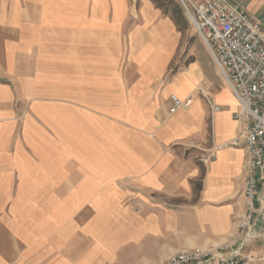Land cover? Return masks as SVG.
<instances>
[{
  "label": "crops",
  "instance_id": "1",
  "mask_svg": "<svg viewBox=\"0 0 264 264\" xmlns=\"http://www.w3.org/2000/svg\"><path fill=\"white\" fill-rule=\"evenodd\" d=\"M132 1L0 0V264H163L234 240L246 151L217 146L239 106L206 48L169 72L180 31Z\"/></svg>",
  "mask_w": 264,
  "mask_h": 264
},
{
  "label": "built area",
  "instance_id": "2",
  "mask_svg": "<svg viewBox=\"0 0 264 264\" xmlns=\"http://www.w3.org/2000/svg\"><path fill=\"white\" fill-rule=\"evenodd\" d=\"M176 1L239 106L240 135L217 149L246 151L245 206L232 243L182 251L163 264H264V25L231 0ZM171 102L174 113L188 107L191 98L171 96ZM207 102L213 112L220 110ZM255 242L261 243V253L246 250Z\"/></svg>",
  "mask_w": 264,
  "mask_h": 264
},
{
  "label": "rangeland",
  "instance_id": "3",
  "mask_svg": "<svg viewBox=\"0 0 264 264\" xmlns=\"http://www.w3.org/2000/svg\"><path fill=\"white\" fill-rule=\"evenodd\" d=\"M132 2L135 4L133 5L135 6L134 8L139 7V0H133ZM149 2L155 10L159 11V18H168L171 20V22L176 25L177 29L182 35L183 49H178L179 53L177 52V55L174 56L172 62L169 64V72L173 73L187 68L190 63L199 58L201 49H205L204 45L201 43L199 37L196 34L194 26L185 16L184 12L180 9V6H178L179 4L176 0H160V4H162L164 7L163 9L157 7V1L156 4L153 2V0H149ZM174 8L178 10L177 13L174 12ZM247 13L253 17L248 11ZM260 19L261 24L264 25V15Z\"/></svg>",
  "mask_w": 264,
  "mask_h": 264
},
{
  "label": "trees",
  "instance_id": "4",
  "mask_svg": "<svg viewBox=\"0 0 264 264\" xmlns=\"http://www.w3.org/2000/svg\"><path fill=\"white\" fill-rule=\"evenodd\" d=\"M156 1H157L158 4H156ZM153 2L157 5L158 8H161V9L164 8L163 5L160 4V0H153ZM177 3H178V2H177ZM178 6H180V5H178ZM180 9L182 10L181 6H180ZM182 11H183V10H182ZM174 12L177 13L178 10L174 8Z\"/></svg>",
  "mask_w": 264,
  "mask_h": 264
}]
</instances>
